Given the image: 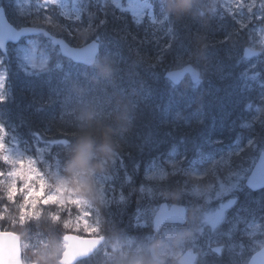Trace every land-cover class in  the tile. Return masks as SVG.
Returning <instances> with one entry per match:
<instances>
[{
  "label": "trees",
  "instance_id": "16d2710c",
  "mask_svg": "<svg viewBox=\"0 0 264 264\" xmlns=\"http://www.w3.org/2000/svg\"><path fill=\"white\" fill-rule=\"evenodd\" d=\"M151 1L155 4L157 15L155 22L148 19L137 22L128 11L123 9L118 11L119 8L111 1L99 0L97 5L91 4L89 6L83 18L71 20L69 23H60L57 16H51L49 9L40 10L42 13H47L48 18L42 17L41 13H38L37 16L24 17L22 20L26 21L19 23V25L26 24L38 18L34 24L43 25L50 20L52 30L66 37L73 44L83 43L88 34H93L94 37H104L108 45H113L109 51L111 56L105 64L103 62L96 67L89 68L69 61L65 63L66 60H64L63 65H56L58 62L62 63V58L57 57L45 43L42 44V49L48 54L46 62L49 65L43 69L30 71L29 67L25 68L20 59L16 60L15 58L13 50L17 46L14 45L11 46L12 50L9 51L6 56L8 58H5L3 64L7 79L0 89V129L5 131L7 135L5 138L19 137L21 140L33 138V143L39 146H42L41 143L44 142L56 141L53 150L57 148L58 143L62 145L70 142L73 147L84 146L90 152L89 162L83 166L86 170L91 169L90 171H92L94 169L96 173H99L110 166L114 167V169L112 167L115 175V179L112 181L113 186L111 187L107 183L104 185L106 189L104 199L113 200V202L107 206L100 205L98 209L101 229L92 233L81 230L78 232L81 235L105 234L109 240H112L117 231L118 234H121L120 239L126 240L141 234L140 231L131 232L127 227L133 225L129 220L130 214L136 211L137 206L150 200L145 196V185L148 177L153 173L152 168L160 164L170 167L173 161L180 159L182 162L180 163V160L175 161V168L170 173L171 181L168 182L170 184L175 182V172L179 175L197 172L200 162L206 161L205 153L207 151L212 153L219 149L216 144L208 142L207 146L201 150L199 149L201 138L194 136L187 139V134L184 133L181 135L184 140L183 146L173 152L171 150L173 149L171 144L175 140H173V134L177 131L181 132L183 129L176 128V131L168 128L166 124L161 125V122H167L161 110L152 113L148 109L149 119H146L144 115H137V119L133 123L137 125L133 130L131 129L133 124H130L128 128L125 126L123 129L122 126L124 125L118 126L117 129L114 126L117 113L110 114L108 111V109H112L113 102L116 104L117 102H126L127 110L125 111L130 113L136 104H139V101L134 99L130 107L126 93H131L130 89L135 92L136 87H139L142 82H147L153 87L166 86L168 81L165 79L164 73L169 68L192 63L205 66L206 70L210 71L213 66L220 65L219 63L223 60L225 63L228 62L231 53H233V59L231 58L234 66L233 75L226 77V83L224 79L220 84L224 87L232 83L235 86L231 88L239 90L241 94V90H244L246 96L243 97H248L252 104L260 105V110L251 119L252 123L255 122L256 124V127L252 124V132L250 133L253 141L247 144L243 150H236L233 155L245 157L249 149L256 143V136L259 133L263 135L259 150L264 146V73L257 71L259 78L245 76L244 82L241 83L247 65L244 61H237V53L239 54L246 45L255 43L256 38L261 37L259 29L264 28V0H245L243 4L245 7L240 11L239 9L236 10L234 13H229L221 0ZM7 7L11 19L15 23L18 22V18L21 17L20 10L12 4H7ZM95 10L101 13L98 17ZM88 26L90 30L86 33ZM64 27L66 29H63ZM159 27H162L163 36L159 34ZM150 34L157 35L151 36ZM68 35L73 40H70ZM115 41L118 42L111 44ZM130 44L138 46L140 53L143 54L138 55L143 58L127 52L130 49ZM21 45H25L24 41ZM228 49L230 50L227 51ZM107 64L112 66V74L108 77L104 76L106 83L95 84L97 79L103 77L99 76V66H107ZM256 67L263 69L264 72V60H259ZM151 72L156 74V81L149 76ZM237 77L239 83L236 82ZM66 89L71 93L67 92ZM85 94H87L86 98ZM195 97L196 99L193 100L190 109L184 110L185 114H188L187 112L192 108L196 109L204 105L208 107L205 110L207 116L213 114L216 103L210 100L209 94L196 92ZM91 98H93L94 103L102 105V111H99L94 117L89 115L78 116L80 110L82 111L84 101ZM175 98L179 101L182 99L181 95H175ZM122 99L124 100L122 101ZM105 104H110V108H107ZM122 109L117 108L120 112ZM203 110L201 109V111ZM250 113L252 114V111ZM134 114L133 112L132 115L134 116ZM192 128L189 127L191 130L189 133L194 132ZM157 131L160 132L159 146L151 149L149 142L151 143L152 139L148 133H156ZM120 134L126 139H121ZM212 143L215 142L212 141ZM46 146L51 148L49 145H44L42 149L44 150ZM1 148L6 151L3 146ZM25 150L30 152L26 147ZM3 152L0 151V172L3 173L0 176V229L15 231L22 237H26L27 233L30 237L39 232L43 238L50 240L51 233L48 229L53 231L51 223L48 227L43 225L41 228L35 229L37 226L32 225L33 221L30 219L32 215L29 211L26 218H21L23 214L21 210H29L30 205L23 207L21 191L18 194L11 192L13 170L6 164ZM54 155H57L56 158L49 153L47 160H56L61 166H67L66 168L61 167V175L66 178L71 176L76 170L79 157L72 153L67 155L60 148L55 150ZM218 159H221L222 163L230 161L225 157L216 160ZM213 164L217 166L220 163ZM250 166L251 164L245 166V162H243L236 170L229 171L227 169L226 172H219L218 174V171L211 172L214 166L209 165L206 170L211 172L208 174L212 182L210 188L214 191L219 189L221 183L241 175ZM83 167L81 170H84ZM148 170L152 173L150 174ZM127 177L129 182L125 181ZM218 179L220 180L218 181ZM15 185L17 187L16 181ZM181 187L188 189L187 191L198 188L189 182H185ZM240 189L246 191L242 197ZM236 194L240 200L242 198V201L245 202L247 198L250 200V197L257 193L248 189L242 180ZM178 199L184 201V197H173V200ZM155 204L156 202L153 203V206ZM64 207V213H60L61 219L57 222L56 227L69 228L59 229L60 236L63 235V231L65 233L72 230L70 227L73 226L67 225L65 222H69L79 215L74 208L73 210L68 205ZM32 208L36 211L37 204ZM95 209L96 207L93 206L92 214L95 213ZM66 215L70 219L66 218ZM45 217L46 215L43 214L40 218L45 220ZM147 223H150L148 219L143 225L145 226ZM24 227L26 228L24 229ZM119 227L123 231L118 232ZM263 241L264 237L260 243ZM245 244L253 247L258 246L256 243L248 241ZM47 245H49L48 242ZM34 248L30 247L26 249V252ZM97 256L96 253L78 264H97ZM26 257H28L27 254Z\"/></svg>",
  "mask_w": 264,
  "mask_h": 264
},
{
  "label": "rangeland",
  "instance_id": "374dc122",
  "mask_svg": "<svg viewBox=\"0 0 264 264\" xmlns=\"http://www.w3.org/2000/svg\"><path fill=\"white\" fill-rule=\"evenodd\" d=\"M46 1L58 4L64 15L68 17L72 13L76 14L80 4V0ZM115 1L119 2V0ZM224 2H229V7H231L235 0H224ZM16 3L20 2L17 0ZM145 6L146 4L142 0H127L124 8L129 11L134 17V20L139 22L138 19L143 15ZM244 7L245 6L241 4L239 6V11ZM117 10L121 11L122 9L119 8ZM95 12L97 13V17L101 14L98 10H95ZM23 18V16L19 17L17 23L25 22L26 20H22ZM35 20H38V18L33 19L32 22L34 23ZM64 22L69 23L71 21H62V23ZM51 24L50 20L47 23H43L44 26L52 29ZM86 28V33H88L90 27L88 26ZM63 29L66 28L64 27ZM161 29L162 27H159V34L163 36L164 33ZM259 30L261 32V37L256 38V42L253 43L252 46H259L264 49V28H260ZM150 35L155 36L157 34ZM67 37L70 40H73L70 35ZM94 38L93 34H88L85 37L83 44L90 42ZM39 39L42 41V38ZM35 40H38V38L30 39L26 45H19L13 50V53L16 60L20 59L25 68L38 67V69H43V67L49 65V63L47 64L45 61V55H47V53H45L43 49H40L39 52L42 64H37V61L35 60V47L30 45V43ZM44 43L57 57L60 56L62 58L59 47H53L46 40H44ZM35 44L36 43H34V46ZM103 47L106 51L107 45L104 44ZM129 47L130 49L127 51L128 53L140 57L138 54L141 53L136 44H130ZM106 53L108 54L105 57L104 64L111 56L110 52L106 51ZM242 57V54L239 52L237 55V61L242 62ZM259 57L254 58L252 61H244L246 62L247 67L244 70L243 81H241V83L244 82L245 76L248 78H259L257 71L264 73L263 69L256 67V61ZM231 58L233 59V53H231ZM231 58H229V61L227 60L228 62L226 63L223 60L219 63L220 65L213 66L210 74L206 73L205 78L209 77V82L194 83L188 79L185 83L179 86H174L171 83L166 82V86L162 87H153L147 82H142L139 87H136L135 92L131 89V93L125 92L130 107L132 106L134 99L139 101V104H136L133 111L131 110L130 113L125 111L127 110L126 102H117V104L113 102L112 109H108V111L110 114L117 113L114 126L117 129L118 126L124 125L122 126L123 129L125 126L128 128L130 124L132 125L137 119V115L141 114L144 115L146 119H149L148 109L152 111V113L164 109V115L169 117L167 122H161V125L166 124L168 128L176 131V128L183 129L181 132L177 131L173 134V140L175 139L171 144L173 146V149H171L173 152L180 146H183L184 140L181 135L185 133L187 134V139L193 138L194 136L199 139L201 138L199 141V149L201 150L207 146L208 142H215L210 143L220 146L218 150L219 158L225 157L230 160L226 163H222L221 159L210 161V165L214 166L211 172L218 171L219 174V172H226L227 169H229V171L232 169L236 170L243 162H245V166L251 164L250 168L241 175L231 178L225 183H221L220 188L215 191L210 188L212 187V182L210 181L208 174L211 172L206 170V162L204 164L203 161L200 162L199 170L195 173L187 172L179 175L175 172V182H171L169 188H167V184L171 181L170 173L173 172L175 168V161H179L180 159L173 161L170 167L164 164L157 165L154 168L153 173L148 170V172L152 174L148 177L147 184L145 185V196L150 200L149 202L146 201L137 206L136 211L130 214L129 220L133 225L127 227L131 232L140 231L141 234L134 235V237L126 240H121V234H118L116 231L114 238L107 241L97 252V264H151V261H154L161 256V247L165 250L164 254L170 258L169 264H175L173 258L181 257L180 255L186 249L188 250L191 247H195L201 252L202 258L198 259V264H224L226 261L225 264H245L256 251L264 246V241L260 243L261 239L264 237V191L250 197V200L247 198L245 202L242 201V198L240 200L236 194L242 180H244L245 184V181L261 154V151L264 150V146L259 150V145L263 137L262 133H259L256 136V143L249 149L245 157H237L233 155L236 150H243L247 144H250L253 141V137L250 136V133L252 132V124L253 126L256 124L255 122L252 123L251 119L252 116L257 114L260 110V105L257 103L252 104V101L248 97L239 96V92L235 94L234 91L238 90L231 88L232 86H235L232 83L227 84L224 87L220 84L224 79L226 83V76L233 75L234 66L232 65ZM260 59L264 60L263 57ZM56 65H63V63L58 62ZM107 66L112 67L108 64ZM226 67H228L229 70ZM1 71H3V69L0 66V73ZM99 76L103 75L99 72ZM149 76L153 78L154 81L157 80L156 74L151 72ZM104 78V76L100 77L95 81V84L106 83ZM1 80L2 75L0 74V81ZM238 81L239 79L237 77L236 82ZM183 90L188 96L189 105H192V97L193 95H196V92L199 94H209L210 100L213 101V103H216V105H214L216 109L213 110V114L207 116L205 110L208 107L204 105L200 108L191 109V116L186 115L184 110L188 109L189 106L185 105V95L183 94ZM66 91L71 93L68 89H66ZM241 92L246 96L244 90H241ZM86 95L87 94H85V98ZM175 95H181V101L177 100ZM123 100L124 99H122V101ZM70 102L74 104V102ZM172 102L180 105L182 108L179 109L176 105H172ZM101 106L102 105L94 103L93 98L86 99L82 105V111L80 110L78 116L85 117L86 115H89L94 117L99 111H102ZM105 106L110 108L111 105L105 104ZM118 107L123 108L121 112L117 110ZM201 109L204 110L201 111ZM251 111L252 114L250 113ZM133 112L135 113L134 116L132 115ZM136 125L137 124H133V128L131 129H135ZM189 127H193L192 129H194V132L189 133V131H191L189 130ZM159 133V131L156 133H148L149 137L152 139V142H149L151 149H155L159 146ZM6 136L5 131L2 130V133H0V141H2V145L6 151H4L1 146L0 151H4V158L8 159L6 164L12 168V174L17 172L22 174L21 178L24 180L23 187L21 188V198L24 202L23 207L25 205H30L29 210H21L23 212L21 218H26V214L29 211L32 215L30 217L33 221L32 225L37 226L35 229H39L43 225L48 227L49 223L52 224L51 228L53 231L48 229L51 233L50 240L29 237V233L26 234L25 238L29 245L28 247L30 248V245L37 246L35 247L36 250H29L31 257H29V259L31 260V263L34 262L41 264L36 256L40 257V255L46 250L47 253L40 258L45 260L42 264H50L53 259L61 258L62 252L65 249V242L63 241V237L59 235L58 230L69 227H56L57 222L61 219L59 217L60 213H64L65 205L72 207L71 209L74 208L75 211H77V214H79L69 222H65L67 225L73 226L70 227L72 229L70 231L80 232L82 230L87 233H92L101 229L98 209L100 205L107 206L110 202H113V200L107 201L104 199L106 193L104 185L107 183L109 186H113L112 181L115 179V175L113 174L114 167L110 166L105 171L102 170L99 173H96L94 170L90 171L91 169L86 170L83 166L89 162L90 155V152L86 149L87 147H73L70 142L63 143L62 145L58 143L57 148H60L67 155L72 153L79 157L75 172L71 176L65 178L61 175V167L66 168L67 166H61L59 161L56 160H47L49 153L55 158L57 156L54 155L57 148L53 150L56 141L44 142L41 143L42 146H39L33 143V138L21 140L19 137L5 138ZM119 137L123 140L126 139L122 134H120ZM44 145H49L51 148L46 146L43 150L42 147ZM25 147L30 152L25 150ZM255 150L258 151L255 152ZM21 161H24L25 163L22 165L20 163ZM179 162L181 163L182 161L180 160ZM212 163L220 164L216 166ZM82 167L84 170H81ZM12 177L11 192L15 194L16 179L14 176ZM219 180L220 179H218V181ZM125 181L129 182V178H125ZM185 182H189L192 186L198 188H194L191 191H187L188 189L183 187L180 188ZM36 192H45L46 194L41 198L38 194H34ZM245 193L246 191L244 189H240L241 197ZM168 195L184 197V199H186L185 203L187 204L189 202L192 205L193 215L201 211L198 233L195 238L188 240L186 243L182 242L185 241L188 233L179 230L187 228L188 226L181 228L177 225L165 226V223H161L159 225L160 228H156V225L153 227V218L154 215L156 217V214L159 211L158 207L160 201L169 198ZM156 201H159V204L153 206V203ZM36 204L38 208L34 211L32 207ZM93 206L96 207L94 214L91 213ZM43 214L46 215L45 220L40 218ZM66 218L70 219L67 215ZM147 219L150 223H147L144 226L143 224H145ZM21 222L20 224H22ZM25 228L26 227H24V229ZM121 231L123 230L119 227L118 232ZM222 238L224 239L221 240ZM247 241L254 242L258 246L253 247L245 244ZM47 242L49 245H47ZM233 245H237L236 247L242 245V247L246 248L243 252L245 251L249 257L245 259L244 262L242 259L236 257L240 249ZM228 246H230V250H227ZM214 247L221 249L219 251H213ZM51 264H57V260Z\"/></svg>",
  "mask_w": 264,
  "mask_h": 264
},
{
  "label": "water",
  "instance_id": "95a60500",
  "mask_svg": "<svg viewBox=\"0 0 264 264\" xmlns=\"http://www.w3.org/2000/svg\"><path fill=\"white\" fill-rule=\"evenodd\" d=\"M43 32L46 36L52 38L55 44H59L62 52L81 62L91 64L94 60V53L97 52V43H90L83 47H72L64 39L53 36L43 28L24 27L17 30L8 20L5 11L0 7V47L5 51L9 41L17 42L24 35L38 34ZM259 50L250 48L245 49V56L258 54ZM192 75L194 81L198 80L199 72L191 66H184L181 69L173 70L167 73V77L173 82L179 83L186 73ZM247 185L254 190L264 188V151L261 153L252 173L250 174ZM172 210H178L176 206ZM173 218L172 212H167L162 208L156 219L157 225L166 220ZM157 226V227H158ZM65 240L68 242L66 251L61 259L62 264H72L77 260L86 257L94 252V250L102 243L104 238L97 237H79L74 234H66ZM20 241L17 235L13 233H0V264H21L20 260ZM250 264H264V247L254 256Z\"/></svg>",
  "mask_w": 264,
  "mask_h": 264
},
{
  "label": "clouds",
  "instance_id": "9594fccd",
  "mask_svg": "<svg viewBox=\"0 0 264 264\" xmlns=\"http://www.w3.org/2000/svg\"><path fill=\"white\" fill-rule=\"evenodd\" d=\"M99 71L101 75L108 77L112 74V68L108 66H99ZM201 219V211L196 213L195 215L191 216L187 221L186 224L189 226L187 228L180 229L181 232L188 233L185 241L182 243H186L188 240H191L196 237L198 233V227ZM165 250L161 247V256L154 261H151V264H169V257L164 254ZM175 264H182V256L180 258H173Z\"/></svg>",
  "mask_w": 264,
  "mask_h": 264
},
{
  "label": "snow or ice",
  "instance_id": "6c2138e0",
  "mask_svg": "<svg viewBox=\"0 0 264 264\" xmlns=\"http://www.w3.org/2000/svg\"><path fill=\"white\" fill-rule=\"evenodd\" d=\"M0 133H2V129H0ZM0 143H2V141H0ZM6 147V146H5ZM5 162H8V159L5 158ZM22 165L25 163L24 161H21L20 162ZM3 173L0 172V176H2ZM14 176V178L16 179V184H17V187H16V192L17 194L21 191V188L23 187V180L21 179V173L17 172V173H13L12 174ZM30 183V182H29ZM34 194H38L41 198H43V196L46 194L45 192H36Z\"/></svg>",
  "mask_w": 264,
  "mask_h": 264
},
{
  "label": "bare ground",
  "instance_id": "6f19581e",
  "mask_svg": "<svg viewBox=\"0 0 264 264\" xmlns=\"http://www.w3.org/2000/svg\"><path fill=\"white\" fill-rule=\"evenodd\" d=\"M111 40H112V38H110ZM118 41H115V42H112L111 44H116ZM113 46V45H112ZM112 46H110V45H107V48H106V51L107 52H109L110 51V49H111V47ZM230 49H228L227 51H229ZM226 68H228V67H226ZM228 70H229V68H228ZM196 95H193V100H195L196 99V97H195ZM185 101H189V99L188 98H185L184 99Z\"/></svg>",
  "mask_w": 264,
  "mask_h": 264
}]
</instances>
